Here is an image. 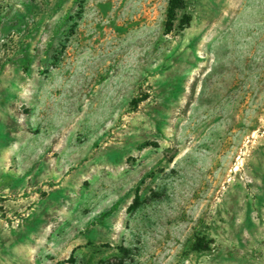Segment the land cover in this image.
Segmentation results:
<instances>
[{"label":"rangeland","instance_id":"1","mask_svg":"<svg viewBox=\"0 0 264 264\" xmlns=\"http://www.w3.org/2000/svg\"><path fill=\"white\" fill-rule=\"evenodd\" d=\"M0 0V264H264V0Z\"/></svg>","mask_w":264,"mask_h":264},{"label":"trees","instance_id":"2","mask_svg":"<svg viewBox=\"0 0 264 264\" xmlns=\"http://www.w3.org/2000/svg\"><path fill=\"white\" fill-rule=\"evenodd\" d=\"M183 0H170L169 1V4H170V7H169V18H170V22H169V27L167 30H171L172 27V21L174 20V12H175V9L178 8L181 3H182Z\"/></svg>","mask_w":264,"mask_h":264}]
</instances>
